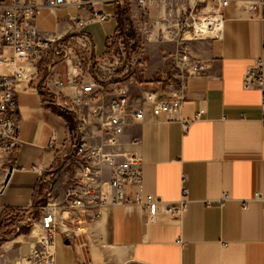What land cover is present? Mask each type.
Listing matches in <instances>:
<instances>
[{"label": "crops", "instance_id": "crops-1", "mask_svg": "<svg viewBox=\"0 0 264 264\" xmlns=\"http://www.w3.org/2000/svg\"><path fill=\"white\" fill-rule=\"evenodd\" d=\"M209 2L205 9L196 0H189L188 6L207 13ZM103 9L111 14L114 4ZM220 13L219 38L191 41L192 54L205 70L189 79L180 111L168 117L147 113L144 121L129 124L120 140L121 151L137 153L142 160V193L162 201L151 208L155 221L133 204L111 208L77 237L66 239L57 232L53 264H264V87L242 85L246 69L256 59L264 60V20L251 19L242 2H231ZM69 16L82 21L81 31L90 37L94 59L104 69L110 58L106 44L116 34L117 20L104 22L109 31L98 51L88 31L96 24L89 20L88 7H45L37 25L46 37L73 35ZM137 32L148 63L143 77L169 75L163 56L181 35L166 19L165 7L159 6L153 22ZM47 62L42 61L32 83L16 86L20 144L0 160V215L7 207L21 209L24 221L32 218L36 195L41 199L55 192L53 200L61 202L73 177L66 158L57 153L68 136L69 119L47 103L53 100L49 94L54 89L48 82ZM52 69L63 84L68 78L85 83L94 76L88 66L84 69L72 60L57 61ZM132 91L141 96L138 86ZM183 121L189 122L187 129ZM86 129L88 144H98L99 135L88 133L93 126ZM51 138L53 147L48 148ZM108 173L104 169V180ZM183 188L188 191L185 212L166 215L164 204L178 201ZM223 195L227 199L221 203ZM21 226L24 222L0 247V264H20L34 247L30 234L18 232Z\"/></svg>", "mask_w": 264, "mask_h": 264}, {"label": "built area", "instance_id": "built-area-1", "mask_svg": "<svg viewBox=\"0 0 264 264\" xmlns=\"http://www.w3.org/2000/svg\"><path fill=\"white\" fill-rule=\"evenodd\" d=\"M208 1L211 9L202 13L201 9L189 8V0H0V160L9 156L20 144L16 86L21 82L32 83L38 78L41 61H48V82L54 88L49 95L55 106L75 112V116L76 110L80 111L79 122L68 131L62 148L57 150L60 156L66 158L67 167L72 168V180L66 186L61 202L48 200L37 207V223L31 218L24 221L30 235L36 227L39 232L34 237V247L20 264H53V244L57 232L66 239L77 237L111 208L133 204L147 212L150 222L155 221L156 215L151 208L162 205V201L142 193L140 156L120 150L125 128L131 123L144 121L147 113L154 117H168L180 111L189 79L205 70V64L192 54L191 41L221 36L220 8L227 7L231 2H242L251 19L264 20V0H196L205 4L204 9ZM105 4H114V12L109 14L104 11ZM125 6L130 9L131 27L137 31L148 27L153 22L156 9L164 6L166 19L173 21L181 35L175 41V48L164 56L169 75L145 81L143 86H140L141 82L136 83L141 96L132 91V86L135 79L144 73L146 65L141 56L144 45L140 38L126 39L121 36L120 13ZM45 7L50 10L88 7L89 20L95 23L118 19L120 29L114 40L107 43L111 52L104 69L100 68V61L94 59L90 37L81 31L82 21L75 17L69 16L74 22L73 35L46 37L42 34L37 18ZM196 23L198 27H195ZM162 38L168 40L165 35ZM133 45L136 48H132ZM64 60H75L79 67L84 61L95 64L97 71L102 72V78L84 83L82 79L73 77L63 84L55 77L52 68L57 61ZM242 85L245 89L262 90L264 60L258 58L246 69ZM66 88L72 92L63 93ZM81 110L84 112L81 113ZM88 124L93 126L88 133L99 135L96 145L88 144L84 137ZM188 124L183 121L182 127L187 129ZM137 141V138L133 139V142ZM53 143L51 138L48 148H52ZM106 168L109 173L104 180ZM187 195V189L183 188L178 201L164 204L165 214L175 217L185 212ZM46 196L51 194L47 192ZM226 199L223 195L220 202Z\"/></svg>", "mask_w": 264, "mask_h": 264}, {"label": "rangeland", "instance_id": "rangeland-1", "mask_svg": "<svg viewBox=\"0 0 264 264\" xmlns=\"http://www.w3.org/2000/svg\"><path fill=\"white\" fill-rule=\"evenodd\" d=\"M123 8L124 9L120 13V24H121V29L120 30H121V36L123 35L122 38H126V39H129V38L135 39L138 36V32L136 31L135 28L131 27V22L132 21L130 19L131 13H130L129 6H125ZM127 20H128V22H127ZM115 24L116 23L113 21V27H115ZM126 25H129V27H127ZM109 26H110L109 23L108 24L107 23H101V24L96 23V24L91 25L88 28L89 33L92 35V38H93V41H94V44H95L96 51H98V50H100L102 48V40L104 38V35L106 33H108ZM122 38L120 40H122ZM132 48H136V45H133ZM144 54H145V51H143V53L141 54V56H142L143 60L145 61V59H144L145 58V55ZM164 56H163L164 61H163L162 66L165 65L167 67L168 66V62H167V60L165 59ZM41 63H42V61L40 62V64ZM73 64H75V60L73 61ZM81 64H82L81 66L84 69H87V66H88V68L92 69L91 73L94 74L93 79L97 80V78H99V79L102 78V72H99V71L95 70V64H89L87 61L81 62ZM145 65L146 66L144 67L143 70H146L147 67H148V63L146 61H145ZM157 77L160 78L159 75H157V76L156 75H153L152 77L146 76L145 78L143 76L138 77L133 82V86L132 87H134L135 84L138 83V82H141V83L144 82V81L149 82L151 80H154ZM81 111H82L81 113L84 112L83 110H81ZM76 112H77V115H76L77 117H74V116L73 117H69V122L67 123L69 130L75 128V126L79 122V120H78V117H80V111H79V109L76 110ZM66 171H68L67 172V176L69 177L70 176V169L68 170V168H66ZM50 188H51V186H50ZM45 194L40 199L39 205H44L48 200L49 201L53 200L54 195H56L55 192L50 197H47ZM37 203L34 206V210H32V212H31V217H32L31 219H33L35 223H37L38 218H39V208H37L39 206L37 205ZM28 230H29L28 234H30V229H28ZM36 231H35V233H33L34 231L31 233V237L32 238L36 236V234L39 232V229L37 228Z\"/></svg>", "mask_w": 264, "mask_h": 264}, {"label": "trees", "instance_id": "trees-1", "mask_svg": "<svg viewBox=\"0 0 264 264\" xmlns=\"http://www.w3.org/2000/svg\"><path fill=\"white\" fill-rule=\"evenodd\" d=\"M118 22V19H117ZM120 29L119 27V22H118V27L116 29V32H118ZM115 38V36H114ZM114 38H112L114 40ZM111 48L107 46L106 44V53L110 54ZM41 95V94H40ZM52 109L57 110L59 112V115L67 117H76L75 112L72 111H67L64 108H58L55 106L54 101L51 99H48L47 102ZM38 194V193H37ZM35 204L37 203L39 205L40 198L38 195L35 196ZM25 219V211L21 209H13V208H4L1 215H0V247L8 240L10 239L15 233H16V227L18 224H21L24 222ZM29 227L26 226H21L20 230L18 232H24L25 234H28L29 232ZM17 232V233H18Z\"/></svg>", "mask_w": 264, "mask_h": 264}, {"label": "bare ground", "instance_id": "bare-ground-1", "mask_svg": "<svg viewBox=\"0 0 264 264\" xmlns=\"http://www.w3.org/2000/svg\"><path fill=\"white\" fill-rule=\"evenodd\" d=\"M199 21H200V20H199ZM201 21H202V20H201ZM198 26H199V24L196 23V26H195V27H198ZM36 229H37V228H34V229H33L34 232H33V231H32V232L35 233ZM36 232H37V231H36ZM32 235H33V234H32ZM30 238H32L31 235H30ZM33 238H34V237H33Z\"/></svg>", "mask_w": 264, "mask_h": 264}, {"label": "water", "instance_id": "water-1", "mask_svg": "<svg viewBox=\"0 0 264 264\" xmlns=\"http://www.w3.org/2000/svg\"><path fill=\"white\" fill-rule=\"evenodd\" d=\"M83 1H86V0H83ZM10 170V169H9ZM66 244H68V240L65 241Z\"/></svg>", "mask_w": 264, "mask_h": 264}]
</instances>
